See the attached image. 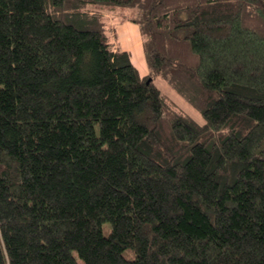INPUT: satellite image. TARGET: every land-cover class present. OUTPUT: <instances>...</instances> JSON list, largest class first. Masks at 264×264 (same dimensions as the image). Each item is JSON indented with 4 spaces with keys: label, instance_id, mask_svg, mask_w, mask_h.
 Returning <instances> with one entry per match:
<instances>
[{
    "label": "trees",
    "instance_id": "trees-1",
    "mask_svg": "<svg viewBox=\"0 0 264 264\" xmlns=\"http://www.w3.org/2000/svg\"><path fill=\"white\" fill-rule=\"evenodd\" d=\"M0 264H264V0H0Z\"/></svg>",
    "mask_w": 264,
    "mask_h": 264
},
{
    "label": "rangeland",
    "instance_id": "rangeland-1",
    "mask_svg": "<svg viewBox=\"0 0 264 264\" xmlns=\"http://www.w3.org/2000/svg\"><path fill=\"white\" fill-rule=\"evenodd\" d=\"M121 10L122 9H118L116 12H123ZM123 10L124 14L122 15L105 10V15H107V27L112 31V40L116 47L130 51L133 63L139 69L141 74H145L148 72L149 68L147 64V55L142 46L139 27L137 23H134L129 19V16H132L136 10L134 11L133 8H126ZM155 82L157 86L167 94L169 101L172 102V100H174V105L178 110L180 109L181 112L191 116L199 123L204 122L202 111L196 103L197 99L186 98L179 93L172 85L173 83L169 80V77H157ZM106 224L104 230L105 232H109L110 225L109 223Z\"/></svg>",
    "mask_w": 264,
    "mask_h": 264
}]
</instances>
